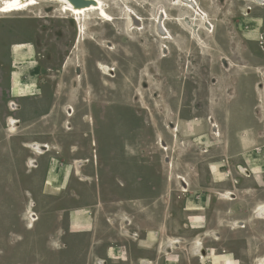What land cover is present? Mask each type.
<instances>
[{"label":"rangeland","instance_id":"rangeland-1","mask_svg":"<svg viewBox=\"0 0 264 264\" xmlns=\"http://www.w3.org/2000/svg\"><path fill=\"white\" fill-rule=\"evenodd\" d=\"M197 1L207 13L201 15L200 25L187 21L173 6L175 0H135L131 6L143 17L140 23L148 27L145 32L132 29L128 15L123 14L120 31L117 24L107 26L95 41L82 40L78 52L75 31L65 32L61 21L68 19L55 3L40 2L0 16L1 178H19L7 173L10 167H18V142L24 136H43L52 128L53 136L94 135L100 196L122 202L132 224L138 219L147 223L159 219L138 212L142 206L168 207L174 217L173 208L182 204L172 186L181 175L190 185L185 194L195 205L209 184L252 189L249 199L255 204L256 237L263 233L264 225L258 221L264 220L255 213L264 205V5H256L258 0ZM165 12L198 32L203 50L192 34L181 36L174 19L166 22L172 37L164 43L156 25L163 23ZM202 28L208 32L203 34ZM97 62L115 68L116 77H105ZM7 88L12 92L10 100ZM13 88L20 96L17 99H13ZM52 91L56 96L51 99ZM38 92V99L32 97ZM7 100L11 114L26 109L23 121L7 118ZM11 100L21 105L19 111H10ZM51 102L72 106L71 122L78 125L72 126L69 120L71 131L55 132L63 121L58 112L36 122ZM5 116L7 124L11 117L21 122L17 131H12V125H7L8 132L3 130ZM160 140L175 150H165ZM168 156L170 163H166ZM222 159L221 169L227 170V176L220 175L214 164ZM91 166L92 162L85 168ZM149 187L154 190H145ZM157 195L168 199L157 201ZM130 227L128 231L133 232ZM195 244L192 253L198 257ZM260 245L257 239L260 254L252 264L264 253Z\"/></svg>","mask_w":264,"mask_h":264},{"label":"crops","instance_id":"crops-1","mask_svg":"<svg viewBox=\"0 0 264 264\" xmlns=\"http://www.w3.org/2000/svg\"><path fill=\"white\" fill-rule=\"evenodd\" d=\"M7 93L10 100L9 88ZM13 96V99L20 97L16 93ZM39 96L38 92L32 97L38 99ZM50 96L52 99L56 93L52 91ZM9 105L12 112L21 109L15 100ZM65 105L51 102L45 114L35 121L58 112L63 121L54 128L55 132L71 131L73 125H78L71 122L75 110ZM25 110L11 114L7 106L6 116L23 121ZM6 116L3 130L8 132ZM18 119L9 118L12 131L13 122ZM83 119L86 121L87 117ZM52 130L43 136L30 135L19 140L18 167H10L7 173L19 178L6 181L0 173V264H97L99 259L107 261L106 264H141L143 261L151 264H242L251 261L252 264L255 255L260 254L256 252V240L263 248L264 232L256 237L257 222L252 217L255 204L249 199L252 189H239L232 183L204 186L205 194L198 205L189 201L190 195L180 191L179 182L173 184V192L178 193L182 204L180 208H173L174 217L168 207L142 206L138 212L159 219L150 223L138 219L130 225L133 232L126 229L129 234H138V239L127 237L123 233L122 217L126 212L120 205L122 202L104 200L100 196L95 169L98 156L93 146L97 145L95 136H53L49 134ZM173 137L177 139V133ZM160 144H166L167 150H175L164 140H160ZM22 149L28 151L22 153ZM170 161L169 158L168 163ZM30 162H37L38 167H30ZM91 162V169L85 168ZM224 162L222 159L214 163L218 164L220 175L228 174L226 169H221ZM118 184L123 186L120 180ZM145 190L153 191L154 188ZM228 193L235 194L236 199H226ZM161 199L164 202L168 198L157 195V201ZM30 201L36 206L30 207ZM191 208L196 210H189ZM31 211L38 216L35 222L28 217ZM237 221L244 222L246 227L230 226ZM214 233L220 236L218 241ZM177 239L181 240L176 245L178 249L169 247L172 253L166 255L164 246ZM197 240L204 244V259L192 253Z\"/></svg>","mask_w":264,"mask_h":264},{"label":"bare ground","instance_id":"bare-ground-1","mask_svg":"<svg viewBox=\"0 0 264 264\" xmlns=\"http://www.w3.org/2000/svg\"><path fill=\"white\" fill-rule=\"evenodd\" d=\"M258 1L259 2H255L256 5L259 6L264 5V3H262V1L264 0L261 1L258 0ZM40 2H51L58 5V7L61 8L63 7L60 13L62 17H66L68 20H63L61 22L65 25L66 28L65 32L72 31V29L75 31L74 49L77 52L80 51V44L82 40L85 41V38L88 37L89 39L95 41L96 36L103 35L106 33L107 26L116 27L117 24L116 28L118 31H120V28H118V22L120 17L123 16V14L128 15L131 24L130 27H132V29L143 33L146 31V28H148L144 23H140V21L143 22L144 20L143 17L141 16V14L137 12V10H135L131 6L133 3H135V0H79L75 2L72 0H0V16L10 15L18 11H24L30 7H34L38 5ZM173 6L178 7L180 9L181 15L186 17L187 21L189 20L191 24L200 25L198 24V21L201 20V15H203L204 17L207 16L205 10H202L200 8L197 0H175ZM164 18L165 20H163L162 24L159 23L158 25H156V33L158 36H160L163 39V41H165L164 43H167V41L172 37V33L171 30L166 26V22L174 18H172L166 12L164 13ZM150 20H153V17ZM174 20L177 29L182 33L181 36L184 38V34L187 37L193 35V38L195 37L194 39L196 40L197 44L203 50V47L200 44V42L202 41V36H200L198 32L197 34L195 32H192V29L186 26L182 22V19L180 17ZM121 30H123V28H121ZM199 30H201L203 34L208 32V30L204 28ZM149 31L152 32L150 29ZM111 47L108 46L107 49H110ZM73 62L75 65L76 64L75 59L73 60ZM78 62H79V58H78ZM95 66L99 67L100 73H102L105 77L107 78L116 77L115 68L109 66L108 64H105L103 62H97ZM16 105L17 104H15V108L18 109ZM19 126H20V121L17 120L13 122L14 131L17 130ZM165 145L163 144V146L161 145V147L167 150L168 148ZM45 150L48 149L45 148ZM169 158H170L169 156L165 157L166 163L169 162ZM30 163H31L30 167H34L38 164L37 162H30ZM179 176H177V180L180 183V191L182 193H186L188 192L189 189V183L186 181L185 177L181 175ZM227 195L228 197L229 196L233 197V194L231 193H228ZM30 207L32 208L35 207L34 203H31ZM255 214L257 215L258 218L264 220V205L259 206ZM28 216L32 222H35L38 219V216L34 211H31ZM122 218L124 220L123 226H125L123 233H125V235L129 238H133L137 240L138 234L136 233L129 234L127 233L126 230L130 227L132 223L131 219L126 216H123ZM114 223L115 221H111V224ZM230 226L233 228L245 227V225H242V222H232ZM216 238L219 239V235H216ZM180 241L181 240L177 239L169 243L167 246L165 245L164 253H166V255L172 253L169 249L172 248L173 250L174 248H178V246L176 245ZM195 245H196L195 248H196V252L198 253V257L203 259L205 257V248L203 243L201 241H197ZM258 258H259L258 260L256 259L257 260L256 264H264V253ZM97 263L106 264V261L98 260ZM141 264H151V263L148 261H143Z\"/></svg>","mask_w":264,"mask_h":264},{"label":"flooded vegetation","instance_id":"flooded-vegetation-1","mask_svg":"<svg viewBox=\"0 0 264 264\" xmlns=\"http://www.w3.org/2000/svg\"><path fill=\"white\" fill-rule=\"evenodd\" d=\"M189 187H190V185H189ZM233 194V193H232ZM233 197L236 199V195L235 194H233ZM234 198L232 199V200H234Z\"/></svg>","mask_w":264,"mask_h":264},{"label":"water","instance_id":"water-1","mask_svg":"<svg viewBox=\"0 0 264 264\" xmlns=\"http://www.w3.org/2000/svg\"><path fill=\"white\" fill-rule=\"evenodd\" d=\"M72 1H74V2H75V1H79V0H72Z\"/></svg>","mask_w":264,"mask_h":264},{"label":"built area","instance_id":"built-area-1","mask_svg":"<svg viewBox=\"0 0 264 264\" xmlns=\"http://www.w3.org/2000/svg\"><path fill=\"white\" fill-rule=\"evenodd\" d=\"M29 217V216H28ZM124 221V220H123ZM97 264H99V263H97Z\"/></svg>","mask_w":264,"mask_h":264}]
</instances>
